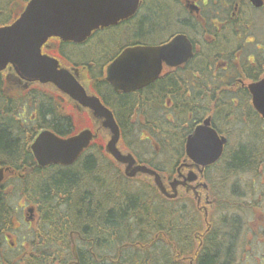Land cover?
I'll use <instances>...</instances> for the list:
<instances>
[{
    "label": "trees",
    "instance_id": "16d2710c",
    "mask_svg": "<svg viewBox=\"0 0 264 264\" xmlns=\"http://www.w3.org/2000/svg\"><path fill=\"white\" fill-rule=\"evenodd\" d=\"M23 4V0H0V24L9 19L6 17H10L11 12L15 18ZM176 19L178 16L171 8L163 2L156 3L137 30H142L146 39H153V36L164 39L169 30L174 32L183 27ZM71 54L76 53L73 50ZM76 56L73 57L75 64L82 67V61ZM107 56L92 55L87 59H101V65L108 63ZM175 81L160 79L147 88L144 94L148 95L147 103L153 111L148 112L145 119L140 116L130 118L136 108L142 110L136 104V96H114L116 99L111 105L130 146L137 143L154 145L167 157L172 148L179 152L183 150L190 126L195 125L215 100L213 96H205L201 89L186 90ZM42 87L46 88L39 83L29 85L11 75L6 79L0 75V167L8 166L14 171L15 183L22 185L26 202L37 212L29 243L11 258L0 248V264H74L72 234L76 241L82 239L78 243L79 264H191L189 260H183L185 253L195 254L194 264H236L237 239L245 223L240 211L235 212L233 199L229 200L223 194L218 195L219 200L212 208V214L216 216L214 228L206 235L200 249L194 246L196 225L177 218H165L174 209L172 201L162 195L151 196L150 201L147 193L140 192V188L131 184L120 170L113 168L112 159L103 152L100 154L96 144L74 166H37L30 145L41 130L51 129L68 136L77 128L72 110L61 118L59 125L55 121L56 112L47 120L40 108L37 118L33 119L35 110L29 108L30 101L45 104L49 100L40 93ZM166 97L176 103L173 120L160 114L157 117L155 111L158 105L163 108ZM227 97L232 95L224 91L225 103L218 101L220 105L211 115L213 123L230 139L217 165L220 180L224 182L222 186L228 185L233 178H236L235 182L240 181L241 175L246 173L255 176L254 186L257 183L261 186L264 184L261 174L264 121L254 109L247 90L243 91L239 105L233 103L234 98ZM64 101L73 106L69 98L65 97ZM48 103L53 110L52 100ZM202 103L204 108L200 106ZM24 105L30 112L25 113L26 118H20ZM140 128L150 132L153 144L148 139L139 142ZM238 140L240 142L234 146ZM243 195L240 192L236 196ZM0 202V231L8 230L14 217L8 215L2 194ZM185 237L192 241L183 240Z\"/></svg>",
    "mask_w": 264,
    "mask_h": 264
},
{
    "label": "flooded vegetation",
    "instance_id": "af4514ba",
    "mask_svg": "<svg viewBox=\"0 0 264 264\" xmlns=\"http://www.w3.org/2000/svg\"><path fill=\"white\" fill-rule=\"evenodd\" d=\"M23 1L26 7L31 0ZM162 2L174 11L178 16L176 21L183 27L179 30L176 29L174 32L169 30L167 34H164V39L154 36L153 39H146L143 35L144 32L137 30L139 29L138 25L145 20L150 8L155 6L156 3ZM20 11L16 17L14 16L15 18H13L14 13L11 12L10 17H6L9 19L0 24V28L10 26L18 20L23 10ZM181 35L182 39L178 41L176 49L182 52L181 57L186 58L182 62H177L176 56L172 59L168 57L174 64L162 59L160 77L148 86L125 92L121 89L117 90L105 76L104 69L106 66L113 63L125 49L132 47L163 48ZM73 50L76 54L72 55ZM42 52L56 59L61 66L74 72L88 92L98 96L115 116L116 110L111 105V102L116 99H114V96L116 94L126 95V97L132 95L137 97L136 104L140 105L142 110L136 108L130 118L133 120L140 116L145 119V115L153 110L147 103L148 95L144 92L160 79H174L175 82L179 81L178 84H181L186 90L201 89L205 96H211V98L213 96L214 104L210 109L207 107V110H204L205 113L195 121L194 126H190L191 131L187 134L183 150L179 152V150L172 148V151H169V161L166 166H162L164 163L160 159V147L151 145L145 151L138 145L130 146L124 136H122L123 140L119 147L124 155L132 153L138 165L145 164L163 173L164 182L171 194L174 195L171 199L174 208L177 206L188 207L191 204L196 207L194 208L197 214L192 222L197 228L195 242L198 241L199 244L203 242L206 235H209L210 226L215 223L214 219L216 218L212 214L211 208L219 199L216 194L212 193L213 188L223 182L220 180L221 174L217 170L219 163L209 166L197 163L186 155V143L195 128L203 123L206 117L213 116L214 112L217 111V106L220 105L218 101L224 102L222 98L224 91L229 93L230 96L232 95V97H227L228 99L234 98L233 103L239 105L243 91L247 90L251 94V103H253L250 85L264 78V0H140L137 11L131 17L121 20L117 24L100 27L92 31L88 38L80 43L65 41L60 37H51L43 45ZM75 55L82 61L80 63L82 67L75 64L73 59ZM92 55L94 57L99 55L100 58L108 55L107 62L109 64L103 63L100 65L101 59L95 61L87 59L91 58ZM13 72L15 71L10 65L0 72V75L5 76L6 79L8 75L13 76ZM102 80H105V82ZM43 85L46 86V88L42 87L45 91L41 90L40 93L52 100L54 109L50 108L49 100L45 104L30 101L29 108L31 111L35 110L32 117L33 119L37 118L39 108L40 113L41 110L44 111V117L47 120H49L48 116L54 117L56 112L58 116H56L55 121L59 125L61 118L67 113L64 98H68V96L52 84ZM31 93L29 92V94ZM189 93L192 94V92ZM157 97L156 95V101ZM164 101L163 108H160V105L155 108L158 114L157 117L160 114L173 120L176 103L171 97H166ZM200 106L204 108V103ZM47 110H51L50 113ZM21 111L20 118H26L25 113L30 112L25 105L22 106ZM89 115L92 119V115ZM212 127L219 134L228 138V146L230 142L228 135L218 129L213 123V119ZM144 135L143 141L148 139L153 144L150 132L145 131ZM239 142L240 140L234 146ZM98 148L102 150L101 147ZM112 165L126 175V163L121 164L118 162L116 164L113 162ZM136 177L135 182L149 186L155 184L154 176L150 174L138 173ZM190 178H193V180H190ZM206 183L210 189L211 196L209 195V197L207 196L208 187ZM174 185H176V189ZM214 200L215 203L212 204ZM29 212L31 214H26L25 220L33 227L35 222L34 208L30 207ZM8 233V230L2 229L0 238L2 240L8 239L10 237ZM81 242L82 239L78 241V243ZM11 245L14 246L15 243H11ZM187 258L194 261V255H186L183 260Z\"/></svg>",
    "mask_w": 264,
    "mask_h": 264
},
{
    "label": "water",
    "instance_id": "95a60500",
    "mask_svg": "<svg viewBox=\"0 0 264 264\" xmlns=\"http://www.w3.org/2000/svg\"><path fill=\"white\" fill-rule=\"evenodd\" d=\"M139 3L140 0H31L18 20L0 28V72L12 65L21 79L30 83H52L81 106L91 109L94 117L101 119L102 126L110 131L107 151L118 161L128 163L127 175L134 177L138 172L150 173L155 176L162 193L173 197L167 192L159 173L146 166H134L133 156L119 151L121 131L113 113L98 97L89 95L71 71L60 68L56 59L42 52L43 45L51 37L77 43L85 41L92 31L131 17ZM180 39L182 35L163 48L126 49L109 66L108 80L116 89L125 92L148 86L159 77L162 59L174 64L169 58L176 56L177 62L184 61L186 57H181L182 52L176 49ZM250 90L255 108L264 117V79L250 85ZM94 138L95 133L90 129L69 138L44 130L31 144L30 150L42 168L57 164L72 165ZM226 143L227 138L219 136L211 127V118H208L189 135L186 153L197 163L209 166L220 159ZM5 171L0 168V191ZM73 252L78 257L76 243Z\"/></svg>",
    "mask_w": 264,
    "mask_h": 264
},
{
    "label": "rangeland",
    "instance_id": "374dc122",
    "mask_svg": "<svg viewBox=\"0 0 264 264\" xmlns=\"http://www.w3.org/2000/svg\"><path fill=\"white\" fill-rule=\"evenodd\" d=\"M65 110L70 113L72 110L67 102H65ZM72 115L74 116L77 128L83 129L93 126V122L86 111H77ZM140 130L143 129H139V135H142L144 130ZM238 135L240 136L239 133ZM100 143L104 142L101 141ZM96 148H98V145ZM160 159L161 162L164 163V166L168 164V162H166V155H161ZM261 174L262 180H264V166L261 169ZM254 177V175L246 173L245 176L241 175L240 181L235 182L236 178H233L229 181L228 185L220 187V189H223L222 192L225 198L229 200L233 199L234 206L236 207L235 212L237 213L240 211L245 223L238 237L236 264H264V197H262L264 184L259 186L260 184L257 183L256 186H253ZM15 182L13 177L8 176L4 183L3 192L4 207L8 215L10 214L14 218L10 226H7L9 227L8 230L11 228L8 233L10 237L3 240V243L0 244V248L2 253L8 255L10 258L16 255L20 249L29 243V240L32 238L33 229L25 222V212H28V206L21 192L22 185ZM235 184L237 186H235ZM136 185V187L140 188V192L148 194V199L150 201L152 200L151 196H159L158 191L148 185L141 183ZM240 185L244 192L242 194L244 195L238 197L236 196L238 194L236 189H238ZM254 193H257V195H254ZM233 196L237 198L234 200ZM227 202H225V205L229 207ZM256 202L258 204H255ZM3 225H6V222H4ZM11 243H15V245L13 246ZM188 259L189 258L185 259V261Z\"/></svg>",
    "mask_w": 264,
    "mask_h": 264
},
{
    "label": "bare ground",
    "instance_id": "6f19581e",
    "mask_svg": "<svg viewBox=\"0 0 264 264\" xmlns=\"http://www.w3.org/2000/svg\"><path fill=\"white\" fill-rule=\"evenodd\" d=\"M206 186L208 187V184L206 183ZM208 193H207V196L209 197V195H210V189H209V187H208ZM236 191H237V193L239 194L240 192L241 193H243V189L241 188V185L239 186V188L238 189H236ZM212 193H214V194H216L217 196L218 195H222L223 194V192H222V190L220 189V187H219V190H218V186H214V188H213V192ZM179 195H180V193H178ZM199 195V194H198ZM211 196V195H210ZM173 197H174V195H173ZM173 197H171V199L173 198ZM195 206L193 205V204H191V205H188V207H183V206H177V207H175L170 213H167L165 216V218H169V219H175V218H177V219H179V220H182L183 222H186V223H192L193 221H194V217L196 216V207L194 208ZM214 227H213V225L212 226H210V229H209V233H211L212 232V229H213ZM197 235V228H196V230H195V236ZM203 239V238H202ZM183 240H185V241H188V242H191L192 240L190 239V238H188V237H185ZM196 240V239H195ZM238 240V239H237ZM184 244V243H183ZM194 246L196 247H198V248H202L203 246H204V241L203 242H201L200 244H199V242L197 241V242H195L194 241ZM185 255H188V253H185ZM192 255H195L194 253L193 254H190V256H192ZM75 263L76 264H79V258L78 259H76L75 260Z\"/></svg>",
    "mask_w": 264,
    "mask_h": 264
}]
</instances>
